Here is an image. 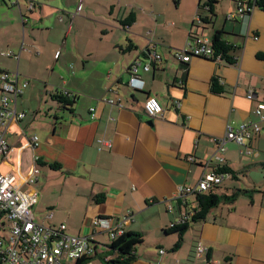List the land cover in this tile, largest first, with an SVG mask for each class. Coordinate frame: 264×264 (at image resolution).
<instances>
[{"label":"crops","instance_id":"crops-1","mask_svg":"<svg viewBox=\"0 0 264 264\" xmlns=\"http://www.w3.org/2000/svg\"><path fill=\"white\" fill-rule=\"evenodd\" d=\"M217 1L207 25L199 22L201 14L210 15L200 8L203 0H186L178 15L166 16H154L155 0H129L120 18L113 9L101 35L85 33L90 16L80 14L83 7L77 13L83 0H76L73 14L69 0H0V70L17 71L20 81H28L17 100L25 116L6 133L12 151L1 169L29 175L39 166L37 221L65 223L67 233L95 241L104 233L113 241L94 223L96 217L123 224L124 232H140L143 242L128 264H264V119L256 112L264 102V9L243 0L252 8L241 16L240 0L224 6V0ZM131 13L134 22L123 25ZM216 29L237 47L235 64L203 57L185 63L174 56L196 35L212 40ZM148 48L162 58L151 60ZM9 51L13 54H3ZM137 60L151 62L149 70L139 71L142 89L127 84ZM214 77L223 93L211 90ZM250 89L254 99L247 97ZM56 91L77 96L73 111L59 109L51 96ZM150 95L163 106L155 118L144 109ZM106 97L121 99L124 106ZM244 122L262 127L246 140L253 152L246 154L245 146L229 141L225 164L218 165L212 158L214 138L225 135L230 123ZM34 135L38 144L32 143ZM100 138L113 147L100 149ZM222 166L237 173L228 174L217 191L238 195L213 207L205 219L189 220L175 247L178 234L165 236L163 229L197 207L194 193L175 197L178 187L195 186ZM199 243L208 247L202 256L196 253ZM105 245L100 243L98 256L110 260L114 255ZM98 256L84 264H108Z\"/></svg>","mask_w":264,"mask_h":264},{"label":"built area","instance_id":"built-area-1","mask_svg":"<svg viewBox=\"0 0 264 264\" xmlns=\"http://www.w3.org/2000/svg\"><path fill=\"white\" fill-rule=\"evenodd\" d=\"M238 12L244 16L250 12L252 6L239 2ZM82 10V2L77 7V13ZM231 15H229L230 17ZM258 38V37H257ZM3 54L12 55L11 51ZM151 60L161 59V55L148 48ZM174 56L182 62H190L194 57H203L223 61L221 55H215L212 42L209 38L196 35L181 49L174 51ZM143 68L149 70L151 62L135 61L131 66L127 84L136 89H142L145 85L139 71ZM28 81H20L17 71L0 70V264H64L75 262L82 258H88L103 253L100 243L88 235H72L66 232V224L60 226H48L35 219L33 206L37 201L38 193L35 184L38 181L40 168L35 164L29 175H22L16 169L2 171L6 155L12 151L6 139V133L11 131V125L17 123L25 116V113L17 109V100L22 94ZM249 99H254L255 91L250 89L247 93ZM110 104L123 107L121 99L103 98ZM145 113L150 118H155L163 113V106L154 95H150L145 101ZM92 117H95L94 108H91ZM256 112L264 119V102L257 105ZM259 122H244L239 125L230 123L225 135L215 137L217 150L212 156L218 165L225 164L223 153L229 141L245 146L242 152L251 154L253 151L246 145V140L252 137L253 132L261 130ZM33 144H38V136L32 138ZM99 148H112L113 142L106 138L98 139ZM212 158L209 160L211 162ZM190 160H194L193 157ZM227 173L216 169L203 175L195 186L180 185L175 197L183 198L189 193H203L216 184H221ZM194 215L190 211L179 221L170 226L185 223ZM94 223L101 229L107 230L112 240L123 234L122 225L116 226L108 217H96ZM101 250V251H100ZM208 247L199 243L196 246L198 256L204 255ZM161 252H164L162 249ZM177 264L184 263L177 260Z\"/></svg>","mask_w":264,"mask_h":264},{"label":"trees","instance_id":"trees-1","mask_svg":"<svg viewBox=\"0 0 264 264\" xmlns=\"http://www.w3.org/2000/svg\"><path fill=\"white\" fill-rule=\"evenodd\" d=\"M217 0H203L202 3H200V8L207 9V11L210 13L208 16L200 15L199 22L200 24H210L212 23V16L215 14V6ZM239 2L244 3L245 1L240 0ZM238 2V3H239ZM247 5H257L258 7L264 9V0H248L245 2ZM239 7V4H238ZM228 19H231L229 17ZM135 20L134 13H131L126 19L121 20V23L123 25H129L132 24ZM225 31L223 29H216L213 36H212V46L215 52V55H221V58L223 61L229 63V64H235L237 62V47L231 43H229L226 39H224ZM211 90L214 93H223V86L220 85L218 79L214 77L211 82ZM52 98L54 101H56L59 104V109L62 110H70L73 111L74 104L76 103L77 96L70 94L68 92L64 91H56L52 93ZM39 165L43 164L41 160L37 161ZM52 168L57 169L59 168V165L51 164ZM220 172H224L227 174L233 173L236 175L237 172L233 171L232 169L222 166L218 169ZM220 186V184L214 185L212 188H210L208 191H205L203 193H196V203L197 207L194 209V215L191 217L192 221H201L206 218V215L208 212L218 204H220L224 200H230L235 199V196L238 195V193H234L231 196L223 195L219 191H217V187ZM96 201H99V199L96 197ZM190 219V220H191ZM188 221L185 223H179L173 226H168L163 229V233L165 236H168L170 234H178V241L175 243V247H179L184 239V234L188 228ZM143 242V235L140 232H124L123 234L119 235L116 239H114L111 244L105 245L106 252L109 254L114 255V257L110 260H106L103 256H98L105 260L108 264H128L132 260H134V249L138 244H141ZM175 249V248H174ZM93 258V256H92ZM88 259L91 258H82L78 261H75V264H84Z\"/></svg>","mask_w":264,"mask_h":264},{"label":"rangeland","instance_id":"rangeland-1","mask_svg":"<svg viewBox=\"0 0 264 264\" xmlns=\"http://www.w3.org/2000/svg\"><path fill=\"white\" fill-rule=\"evenodd\" d=\"M35 1L44 2V0H35ZM72 1H74V5L72 9H68V11L73 14L76 11L77 3H76V0H69V3H71ZM127 1L129 0H121V1L120 0H112V1L111 0H83L82 2L83 10L81 11V13L80 12L79 13L84 16H90V20L84 22L85 33H89V34L100 33L101 35H103L102 23L103 22L111 23L108 20V18L112 17L111 13L113 9H115L116 17L120 18L121 16H123L126 13V9H128L126 6H123V4L126 3ZM178 1L179 0H155V4L157 7V8L155 7V9H157V12L154 13V16L158 15V12H161V14L164 13L165 16L166 14L178 15L180 11L183 10L182 7H184L186 0H183L182 4H180L181 8L177 7ZM224 1L225 2L222 3L223 6L226 5L229 0H224ZM112 4H115V6H113ZM120 4L122 5V7L121 6L119 7ZM219 6L221 7V5ZM117 26L120 27V25L118 24ZM11 130H12V127H11ZM262 145L264 146V141ZM261 150L264 153V147ZM96 238H98L96 241L100 242L103 245L111 243V240L108 237L107 233L99 234L96 236Z\"/></svg>","mask_w":264,"mask_h":264}]
</instances>
